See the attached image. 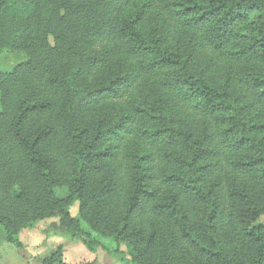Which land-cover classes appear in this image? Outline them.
I'll return each mask as SVG.
<instances>
[{"label": "trees", "instance_id": "1", "mask_svg": "<svg viewBox=\"0 0 264 264\" xmlns=\"http://www.w3.org/2000/svg\"><path fill=\"white\" fill-rule=\"evenodd\" d=\"M0 54L9 243L57 218L128 264H264V0H0Z\"/></svg>", "mask_w": 264, "mask_h": 264}, {"label": "rangeland", "instance_id": "2", "mask_svg": "<svg viewBox=\"0 0 264 264\" xmlns=\"http://www.w3.org/2000/svg\"><path fill=\"white\" fill-rule=\"evenodd\" d=\"M17 57L20 58L14 54L7 57L0 54V71H9L18 62ZM67 193L66 187L56 188V194L60 198L66 197ZM71 214L80 218L77 202L71 206ZM57 223L58 219L52 218L38 222L33 228L20 230L17 233V239L22 244L21 248H17L6 240V232L0 226V264H41L44 259L58 252L61 253L62 260L70 264L92 260L95 261L94 264H128L123 254L113 251L114 244L108 238L98 237L105 249L97 246L96 250L91 252L79 239H71L64 235H46L43 232ZM82 225L89 229L84 221ZM121 250L124 251V248L122 247Z\"/></svg>", "mask_w": 264, "mask_h": 264}, {"label": "crops", "instance_id": "3", "mask_svg": "<svg viewBox=\"0 0 264 264\" xmlns=\"http://www.w3.org/2000/svg\"><path fill=\"white\" fill-rule=\"evenodd\" d=\"M11 69H12V68H11ZM11 69H10V70H11ZM10 70H9V71H10ZM4 72H8V71H4Z\"/></svg>", "mask_w": 264, "mask_h": 264}]
</instances>
